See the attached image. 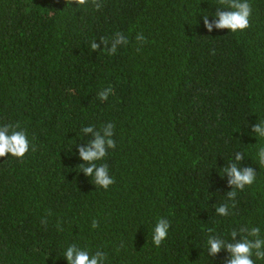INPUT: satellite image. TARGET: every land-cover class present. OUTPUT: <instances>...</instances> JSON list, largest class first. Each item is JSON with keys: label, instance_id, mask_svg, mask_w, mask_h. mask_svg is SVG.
<instances>
[{"label": "trees", "instance_id": "trees-1", "mask_svg": "<svg viewBox=\"0 0 264 264\" xmlns=\"http://www.w3.org/2000/svg\"><path fill=\"white\" fill-rule=\"evenodd\" d=\"M249 2L248 28L208 32L202 16L214 25L220 0H0V125H20L31 143L24 158L0 157V264H66L69 243L108 264H227L209 235L264 233L253 131L264 119V0ZM118 32L129 42L109 56ZM109 122L116 147L102 162L115 182L104 190L80 172L77 149L92 139L82 127ZM236 151L256 182L229 200L223 169ZM161 218L169 235L154 247Z\"/></svg>", "mask_w": 264, "mask_h": 264}, {"label": "clouds", "instance_id": "clouds-1", "mask_svg": "<svg viewBox=\"0 0 264 264\" xmlns=\"http://www.w3.org/2000/svg\"><path fill=\"white\" fill-rule=\"evenodd\" d=\"M70 3H78L85 5L87 0H70ZM221 8L224 11H218L213 14L215 20L214 25L208 22V16H202L204 19V27L208 32L212 31L213 26L217 29H227L231 32L242 31L249 27V18L252 14V8L249 0H220ZM100 7L99 4L96 5ZM136 41L143 42L145 37L142 33H137ZM104 45H109L107 40L101 41ZM128 37L122 33H116L110 42V47H106V54L114 55L118 50V45L128 44ZM90 49L95 51L98 47L95 40L89 42ZM111 88L102 89L98 98L100 101H106L112 93ZM83 134H92V139L82 147L77 149L81 171L92 182L104 190H107L115 181L110 175L108 165L102 161L108 155L110 149L116 147L113 139L114 125L109 122L103 125L99 131H94L93 125L84 126L80 129ZM257 135V146L255 158L258 159L259 165L264 166V119H261L253 128ZM31 143L28 139L27 132L20 125L6 123L0 125V157L12 156L15 158H24L29 152ZM243 152L236 151L234 161L223 169L230 177L228 183L233 186V190L228 193V199L232 200L236 197L237 190L243 191L246 186H251L256 182V173L252 168H240L238 162L242 159ZM99 162V163H98ZM217 215L221 217L228 216L229 205L222 204L217 208ZM97 226L96 221L92 222V228ZM170 222L167 218L158 219L151 231V243L154 247H159L168 237ZM215 235V234H213ZM213 235L207 237L206 243L211 254L218 253L224 248L230 258L227 264H264V233L261 227L249 224L246 228L241 227L238 231L233 230L229 233V237L240 236V240L235 243H227L220 238H213ZM62 256L66 264H108V254L100 249H89L82 247L76 243H69L62 250ZM254 257V258H253Z\"/></svg>", "mask_w": 264, "mask_h": 264}]
</instances>
